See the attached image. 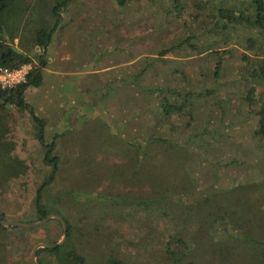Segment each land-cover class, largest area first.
Instances as JSON below:
<instances>
[{"label":"rangeland","instance_id":"obj_1","mask_svg":"<svg viewBox=\"0 0 264 264\" xmlns=\"http://www.w3.org/2000/svg\"><path fill=\"white\" fill-rule=\"evenodd\" d=\"M168 1L71 0L47 47L41 85L24 93L43 122L45 140L56 141L59 168L43 188L41 203L47 215L65 217L70 225L65 245L74 244L79 260L69 257L64 264L105 262L115 247L126 264H154L124 239L108 247L103 243L113 225L127 232L129 217L122 220L119 214L135 212L139 217L130 216L131 224L138 222L143 235L147 230L146 240L134 238L140 249L151 242V222L160 227L165 221L163 208L172 216L168 227L180 220L189 235L195 234L185 262L264 264V141L254 136L255 122L246 114L251 83L240 75L241 51L235 48L224 59L214 81L215 55L199 45L204 36H197L210 5L200 9L196 0H181L177 12ZM219 1L232 9L250 2ZM188 34L187 45L177 46ZM32 39L24 34L13 45L36 61L40 49ZM170 45L175 48L157 56ZM185 81L189 92L199 85L211 91L188 97L187 115L157 121L160 99L149 88ZM260 93L257 87L256 97ZM1 112L0 214L4 221L36 222L44 218L36 211L37 190L52 167L44 162L29 110L10 105ZM129 140L142 143V156L128 148ZM162 194L166 198L157 208L143 212L140 201ZM61 238L57 218L30 228L0 226V264H35L33 248ZM57 254L38 247L35 260L59 264Z\"/></svg>","mask_w":264,"mask_h":264},{"label":"trees","instance_id":"obj_2","mask_svg":"<svg viewBox=\"0 0 264 264\" xmlns=\"http://www.w3.org/2000/svg\"><path fill=\"white\" fill-rule=\"evenodd\" d=\"M115 1L119 5H124L130 0ZM202 1L203 4L201 3ZM70 2L71 0H28V2H24V0H0V67L13 69L24 64H31V69L28 71L26 80L23 83L17 84L11 88H2L0 86V114L2 110L10 105H14L19 109L29 110L37 127V140L40 145L44 147V162L52 167L47 180L44 181L42 186L37 190L35 198L36 211L40 218L47 215V211L41 203V192L43 188L54 180L55 174L59 168V156L55 148L56 141L51 140L47 142L45 140L43 122L34 114L33 108L25 102L24 93L29 89L38 88L41 85L43 80V69L47 64L44 58L47 47L51 42L53 34L60 28L66 10L71 7L69 6ZM181 4V0L168 1L169 6H178L177 12L182 8ZM194 5L200 9L210 5V12L202 22L198 24L199 31H197V36H204V42H200L201 44L199 45L210 51L209 53L215 55L216 61L214 69L211 72L214 81L215 79L218 80L220 76L224 59L229 56L235 48L241 51L239 54L241 62L240 75H242L245 80L250 79L249 82L251 83L244 97L250 103V108L246 114L255 122L254 136L264 141V0H250L247 6L239 9L224 7L221 1L216 2V0H211V2H208V0H196ZM167 11L170 13V10ZM197 14H199V12H197ZM16 15H18L17 19H14ZM33 15L39 19H32ZM31 24L35 26L32 30V34L31 31L28 33L26 29V27L29 28ZM24 34L33 36L31 41L33 46L40 49L39 54L35 55L36 61L26 52L19 50L13 45L14 39L18 38V36H24ZM189 37L191 36L188 34V37L178 42L177 46L187 45V39ZM174 48V45L167 46L161 49L157 56L161 57V55L167 54ZM193 49H196V45H193L192 50ZM155 59L158 61L159 57ZM152 65L153 63H151V66ZM140 74L141 73L137 75L139 76ZM186 81L184 84L182 83V86L174 87L167 85L149 88V93L160 99L158 107L161 109V114L157 117V121L161 119L168 120L172 115L177 117L187 115V108L189 104L191 106L187 98L195 94L201 95L203 92L211 91L207 86L199 85V89L196 90L195 93L189 92L190 89H187L188 85ZM257 87L261 89L262 93L256 97L255 91ZM204 95L206 94L202 96ZM152 138L153 136H150L148 138L149 140H147L150 141ZM155 139L163 140L162 137H156ZM131 141L134 140L128 141V148L134 149V154L136 153V156L139 158L142 156L140 151L142 143L136 144L131 143ZM163 198H166V195L162 194L158 199H151L150 201H140L142 204H138L140 208L142 207L141 209H144V212L150 206L152 208H157L156 205ZM170 201H172V199L166 200V202ZM126 203L129 204L131 201L127 200ZM218 207H222V205ZM162 210L164 211L162 214L165 216V221L160 227L151 222V228H153L154 232L150 229V243L148 242L140 249L136 248L134 245V238L143 235L140 233L142 227H137L138 222L131 224L130 216L139 217L138 213L134 212L129 215L121 213L118 217L121 215L122 220L129 217V228L126 233H123L119 225H113L114 229L113 232H111L112 235L106 243H103L105 244L104 247H106V245L107 247L111 245L115 239H124L126 243L134 247L136 255L140 256V254H142L144 257H147L148 261H152L154 264H183L187 261L185 259L191 255L193 250L191 239H194L192 237H195V234L192 233L189 235L187 228L181 227L183 222L180 220H178V223L174 226L169 225L168 227V223H170L172 216L168 214V208H163ZM227 217L226 213L225 218L227 219ZM0 218L3 219L1 214ZM63 220L67 227L66 240L63 244L50 248L51 251H56L58 253L57 259L59 264L67 262L69 257L79 260L75 254L74 244L69 243V247L65 245L66 241L70 242L71 230L67 219L63 217ZM175 220L176 219H174V221ZM141 224H143L142 221ZM172 228H174V231L168 232V230H172ZM113 234L115 235L114 237ZM143 237V239H147V230ZM116 251V247L115 249L111 248L110 254L107 255V260L97 264H126L122 258L120 259L116 256ZM150 251L152 254L146 256V253ZM154 256L157 259H155ZM185 264L189 263L185 262Z\"/></svg>","mask_w":264,"mask_h":264},{"label":"water","instance_id":"obj_3","mask_svg":"<svg viewBox=\"0 0 264 264\" xmlns=\"http://www.w3.org/2000/svg\"><path fill=\"white\" fill-rule=\"evenodd\" d=\"M50 218H57L60 220L61 222V225H62V238L60 241H58L57 243H52V244H38L36 245L33 250H32V253H31V256H32V260L34 261L35 264H38L35 260V251L38 247H43V248H53V247H56L58 245H61L65 240H66V225H65V222L64 220L59 216V215H56V214H49L47 215L46 217L40 219L39 221H36V222H22V221H4L0 218V225L2 226H15V227H24V228H30V227H33V226H36V225H39L41 224L42 222L46 221L47 219H50Z\"/></svg>","mask_w":264,"mask_h":264},{"label":"built area","instance_id":"obj_4","mask_svg":"<svg viewBox=\"0 0 264 264\" xmlns=\"http://www.w3.org/2000/svg\"><path fill=\"white\" fill-rule=\"evenodd\" d=\"M30 69L31 64H24L13 69L0 67V86L2 88H11L17 84L23 83Z\"/></svg>","mask_w":264,"mask_h":264},{"label":"crops","instance_id":"obj_5","mask_svg":"<svg viewBox=\"0 0 264 264\" xmlns=\"http://www.w3.org/2000/svg\"><path fill=\"white\" fill-rule=\"evenodd\" d=\"M0 226H2V225H0Z\"/></svg>","mask_w":264,"mask_h":264}]
</instances>
